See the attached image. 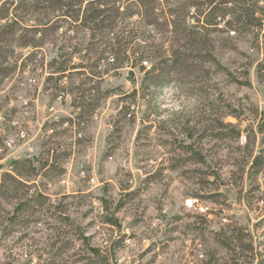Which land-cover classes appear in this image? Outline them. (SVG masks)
<instances>
[{
	"label": "rangeland",
	"instance_id": "1",
	"mask_svg": "<svg viewBox=\"0 0 264 264\" xmlns=\"http://www.w3.org/2000/svg\"><path fill=\"white\" fill-rule=\"evenodd\" d=\"M71 1L0 0V182L17 159L34 168L13 165L28 188L0 196V264H264L255 33L230 32L226 17L208 28L203 60L173 64L155 84L152 67L179 35L175 0L130 18L125 53L94 40L85 3ZM195 13L186 26L199 30ZM143 34L162 56L131 54ZM68 115L85 120L82 137L57 129ZM19 126L29 139L7 148Z\"/></svg>",
	"mask_w": 264,
	"mask_h": 264
},
{
	"label": "trees",
	"instance_id": "2",
	"mask_svg": "<svg viewBox=\"0 0 264 264\" xmlns=\"http://www.w3.org/2000/svg\"><path fill=\"white\" fill-rule=\"evenodd\" d=\"M157 0H72L71 5L80 8L82 3L83 16L81 23L84 27L92 32V38L98 36V41L108 50L116 49V53H125L127 48L120 46L121 42H126L127 38L134 40L137 37L133 36L128 29L129 20L135 14H139L140 8H144L146 14L153 10L154 2ZM169 5H174L173 0H165ZM176 7L169 11L170 16H175L180 22L177 33L179 34L173 40V50L168 57H160L162 55L152 42L149 43L151 35H142L141 41L144 44H137L138 48L131 50V54L138 57L142 62L143 57H149L150 53L155 50V56L160 57L156 60V65L152 67V71H157L155 84L160 82L163 73L167 67L175 65H184L189 61L204 59L208 35V28L216 26L221 20H226L228 30L233 32L253 31L257 36L258 47L264 52V0H175ZM194 8L196 16L193 18L197 22L199 30H194L191 26H186L185 16H189L188 10ZM149 13V12H148ZM194 15V14H191ZM155 23L153 18H146L145 25ZM180 28V29H179ZM132 29V28H131ZM139 37V36H138ZM139 39V38H138ZM132 40V41H133ZM119 49V50H118ZM136 57V58H137ZM174 57V58H173ZM114 61V60H113ZM65 64L59 67L58 71H64ZM47 151L49 155L50 152ZM258 157L255 159L257 162ZM27 164L29 170L33 162L29 159L15 160L10 165L9 172L3 174V180L0 182V196L16 197V194L11 192L17 191L20 188H28L27 181L23 176V169L14 166H23ZM14 165V166H13ZM12 169V170H11ZM15 171V172H14ZM37 199L44 200L43 195H38ZM26 203H22L21 207L29 205L31 200L26 199Z\"/></svg>",
	"mask_w": 264,
	"mask_h": 264
},
{
	"label": "built area",
	"instance_id": "3",
	"mask_svg": "<svg viewBox=\"0 0 264 264\" xmlns=\"http://www.w3.org/2000/svg\"><path fill=\"white\" fill-rule=\"evenodd\" d=\"M29 82L32 83L33 80L30 78ZM131 108L133 109V106ZM128 116H131V114L128 113ZM57 118H55V120H53V122L58 121ZM60 119H61L60 126L57 129H61L60 131H62V132H65V131L71 132L74 137H78V138L82 137V135H83L82 129H84V127H85V120H82L80 118H75L73 115H68L67 117L60 118ZM54 124H53V126L51 125L48 128L47 132L50 135H55V133L57 132ZM28 139H29V133H28L27 128L24 126H19L16 129L15 136L13 138H10V139L8 138L6 143H5V146L7 148L11 149L15 146L16 140L17 141H26ZM62 148H63V144L62 143L58 144V149H62ZM49 152H50V154L53 155V149L49 150ZM79 175L81 178L85 179L91 185H93V184L95 185L98 182L96 175L94 173H89L85 169L80 170ZM189 207H192V204Z\"/></svg>",
	"mask_w": 264,
	"mask_h": 264
}]
</instances>
